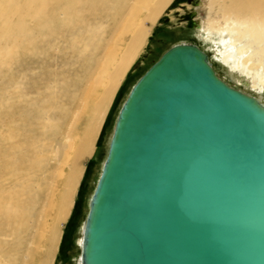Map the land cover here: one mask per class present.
<instances>
[{"label": "bare ground", "instance_id": "6f19581e", "mask_svg": "<svg viewBox=\"0 0 264 264\" xmlns=\"http://www.w3.org/2000/svg\"><path fill=\"white\" fill-rule=\"evenodd\" d=\"M172 3L173 0H0V59L7 56L9 40H19L24 33L25 16L34 12L52 17L55 49L70 50L67 55L73 57L69 60L64 54L62 65L57 74H52L54 78L45 91L46 99L31 102L26 99L24 88L11 77L8 80L6 105L0 110V189L6 188L4 207L0 204V222L4 221L7 231L3 233L0 227V237L12 238L9 240L13 245L0 240V264H11L14 249L16 255H21L23 264H53L60 245V226L69 214L85 172L82 161L92 153L115 95L159 16ZM202 6L205 16L193 29L196 37L210 46L211 58L203 49L208 59L212 64L214 60L223 64L226 73L246 89L235 87L264 105V0H202ZM61 25L68 28L66 34L57 31ZM38 37L39 34L35 35L26 45L20 43L21 47L28 50ZM178 94L166 102H146L151 107L143 111L148 113L132 122L128 118V122L147 128L150 121L149 125L154 124L149 128L150 133H163L165 139L179 143L181 149L189 152L201 141L197 140L201 136L195 133L189 120L182 87ZM148 137L155 141L152 135ZM46 139L48 143L44 142ZM145 145L141 143L144 150ZM140 170L148 172L141 166ZM214 182L227 189L226 175ZM175 186L168 184L166 188L173 190ZM181 187L185 192L182 194L191 201L207 199V192L198 185ZM192 203L184 207L182 222L188 223V213L194 218L197 215L208 219V215L198 217L205 211L189 210ZM188 226L192 231L195 226L184 224L187 230L182 232L189 240ZM82 230L83 226L78 239L80 248ZM130 231L138 235V228ZM188 240L182 243L187 244ZM131 246L126 244L125 248ZM127 261L135 264L132 253ZM77 264H81L80 255Z\"/></svg>", "mask_w": 264, "mask_h": 264}, {"label": "water", "instance_id": "95a60500", "mask_svg": "<svg viewBox=\"0 0 264 264\" xmlns=\"http://www.w3.org/2000/svg\"><path fill=\"white\" fill-rule=\"evenodd\" d=\"M184 16L190 20L191 12ZM175 82L201 136L189 152L150 133V121L147 128L129 124L148 113L146 102L178 96ZM225 175L227 189L214 182ZM186 184L204 189L207 199L191 201L181 191ZM189 202L208 219L186 213L183 223ZM184 224L195 226H188L189 240ZM136 228L138 235L130 231ZM80 249L81 264H129L130 253L135 264H264V105L218 76L196 44L169 45L131 85L88 202Z\"/></svg>", "mask_w": 264, "mask_h": 264}, {"label": "rangeland", "instance_id": "374dc122", "mask_svg": "<svg viewBox=\"0 0 264 264\" xmlns=\"http://www.w3.org/2000/svg\"><path fill=\"white\" fill-rule=\"evenodd\" d=\"M189 12H191L190 20L184 16ZM204 16L205 10L202 6V0H173V3L159 16L156 25L148 37L146 45L141 51L138 59L129 69V72L115 95L112 105L105 116L95 140V147L92 153L89 156H86L82 161L85 172L81 177L74 194L72 206L67 215L68 219L66 218L60 226V245L53 264H77V259L80 255L78 239L81 236V228L88 211V201L95 187L97 178L100 175V170L107 153L108 142L113 131V124L117 112L128 95L131 85L144 72V70L157 59L160 53L171 44L181 41H190L199 46L201 45L202 49L209 54L210 58L213 57V52L209 50L210 46L201 42L196 37V33L194 32L195 29H193L196 22H199ZM24 22H26L24 24L26 29L21 35L22 37L20 36L19 40L18 38L14 39V41L9 40L10 42H8L9 44L7 45V56L0 59V110H3L6 105L5 91L10 77L13 79L14 83L19 84L21 88L25 89L27 92L26 95L24 93L26 99H29L31 102L34 99H42L45 96L47 87L50 86V81L54 78L52 77V74H57L56 71L58 67H60V64L62 65V58L65 56L67 58V53H71L70 50L66 52L58 48L55 49V39L52 31L54 23L52 17L45 14L42 16L40 12H34L33 14H27ZM57 31L66 34L68 28L61 25L57 27ZM38 34L39 37L35 38L28 50L21 47V45H26L29 40ZM64 54L66 55L64 56ZM69 58L71 60L73 59L71 56L68 57V59ZM213 65L218 74H221L220 76L229 84L235 85L241 89H246L245 85L236 83L229 74L226 73L227 69L223 64L214 60ZM6 66H8V68ZM18 87L19 86H17V89ZM247 90H249V88H247ZM46 141L44 142H49L48 139H46ZM2 188L0 189V199L3 198V195L6 197V188L4 189V186H2ZM4 201H6L5 198L0 202L3 207L5 204ZM1 221V231L3 232L4 230V232H6L7 226L4 224L3 220ZM9 239L12 238H5L4 236L0 237L1 241L6 240L9 245L12 246L13 242ZM14 242L16 243V241ZM16 252L17 250L15 249L11 252V264L22 263L21 255H16ZM21 254L24 256V252Z\"/></svg>", "mask_w": 264, "mask_h": 264}]
</instances>
